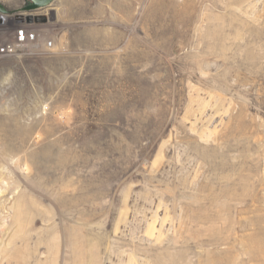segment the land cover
<instances>
[{"label":"rangeland","instance_id":"374dc122","mask_svg":"<svg viewBox=\"0 0 264 264\" xmlns=\"http://www.w3.org/2000/svg\"><path fill=\"white\" fill-rule=\"evenodd\" d=\"M49 5L0 57V264H264V0Z\"/></svg>","mask_w":264,"mask_h":264},{"label":"built area","instance_id":"2783aa9c","mask_svg":"<svg viewBox=\"0 0 264 264\" xmlns=\"http://www.w3.org/2000/svg\"><path fill=\"white\" fill-rule=\"evenodd\" d=\"M49 6L37 9L35 11L27 12L25 11L23 14V19L25 20L24 24L20 26L19 29L15 31V41L11 44H6L2 47H0V57H10L15 55L16 51L24 46V45H42L43 48H52L53 46V40L51 39H41L37 33L36 30L28 29V26H35V25H40L36 23H28L26 21V18L28 16L35 17V16H45L49 17ZM5 17L3 13H0V18Z\"/></svg>","mask_w":264,"mask_h":264},{"label":"water","instance_id":"95a60500","mask_svg":"<svg viewBox=\"0 0 264 264\" xmlns=\"http://www.w3.org/2000/svg\"><path fill=\"white\" fill-rule=\"evenodd\" d=\"M53 1L54 0H28V4L23 8V10L27 12L35 11L37 9L48 6ZM6 12L7 10L0 3V13H6ZM49 18L45 16H35V17L28 16L26 20L28 23L44 24L48 21Z\"/></svg>","mask_w":264,"mask_h":264}]
</instances>
